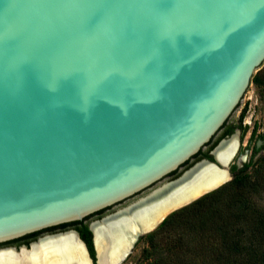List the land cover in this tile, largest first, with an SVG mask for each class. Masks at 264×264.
Wrapping results in <instances>:
<instances>
[{"label": "water", "instance_id": "95a60500", "mask_svg": "<svg viewBox=\"0 0 264 264\" xmlns=\"http://www.w3.org/2000/svg\"><path fill=\"white\" fill-rule=\"evenodd\" d=\"M263 65L264 0H0V245L86 221L100 264L95 222L199 164L229 177L127 258L232 180L224 140L184 167ZM68 232L95 264L73 229L0 250Z\"/></svg>", "mask_w": 264, "mask_h": 264}, {"label": "bare ground", "instance_id": "6f19581e", "mask_svg": "<svg viewBox=\"0 0 264 264\" xmlns=\"http://www.w3.org/2000/svg\"><path fill=\"white\" fill-rule=\"evenodd\" d=\"M239 137L236 133L217 148L215 155L220 163L234 161L240 149ZM244 160L245 158L241 159ZM227 180L229 177L224 172L202 163L181 181L158 189L147 198L102 222H95L93 232L100 264L119 263L129 253L138 234L151 230L171 211ZM30 248L29 251L22 249L19 253L13 249L0 250V264H89L74 232L42 238Z\"/></svg>", "mask_w": 264, "mask_h": 264}, {"label": "trees", "instance_id": "16d2710c", "mask_svg": "<svg viewBox=\"0 0 264 264\" xmlns=\"http://www.w3.org/2000/svg\"><path fill=\"white\" fill-rule=\"evenodd\" d=\"M262 76L258 73L253 81L258 85L262 84ZM244 117L245 113L241 116V122ZM233 131L234 128L230 127V134ZM201 154L202 151L196 157ZM205 157L213 161L210 154H206ZM262 162L255 171V179L244 174L249 165L241 169L233 165L231 171L234 178L230 183L172 213L158 229L147 235L146 239L154 242L166 236L170 237L167 234L173 232V234L177 233V239L185 240V245L187 241L195 238L203 240V246L207 243L203 247L202 254L210 259L211 264H264V209L253 200L251 195L255 188L264 183V159ZM229 190L233 191L234 196L226 200L227 206L232 208L231 216L226 218L224 208L220 206L219 201ZM211 222H214L215 226H212ZM66 226L69 225L62 227ZM78 231L87 243L96 264L91 231L88 226Z\"/></svg>", "mask_w": 264, "mask_h": 264}, {"label": "rangeland", "instance_id": "374dc122", "mask_svg": "<svg viewBox=\"0 0 264 264\" xmlns=\"http://www.w3.org/2000/svg\"><path fill=\"white\" fill-rule=\"evenodd\" d=\"M258 73L263 75L262 84L258 85L253 81V78L250 88L244 95L232 117L227 121L228 125L226 126V128L233 127L234 131L238 130L240 132V149L230 166L236 165L241 169L245 165H249V168L244 174L250 175L253 179H255V171L263 163L262 160L264 159V65L257 74ZM244 113L245 117L241 122L240 119ZM220 134L221 133L216 136L217 139ZM211 143L202 150V153L209 152L208 149ZM242 158H245V160L241 161ZM197 160H199V157H195L194 161L185 165L184 168L189 167ZM176 174L177 173L171 175L169 178H173ZM232 175L234 178L233 173ZM232 195L233 191L229 190L219 201L220 206L224 208L223 211L226 218H229L232 213V208L228 207L226 204V200ZM251 195L253 200L264 209V183L259 185L258 188H255ZM211 225L215 226L214 222H211ZM68 228L72 229L74 227L70 226ZM45 234L48 233H43L40 236ZM149 234L139 239L123 264H211L210 259L202 254L203 247L207 245V243L203 246V240L199 238H195L192 241L189 240L185 245V240L177 239V233L173 234L172 232V234H167L170 235V237L166 236V238L155 240L154 242L146 239V236Z\"/></svg>", "mask_w": 264, "mask_h": 264}, {"label": "flooded vegetation", "instance_id": "af4514ba", "mask_svg": "<svg viewBox=\"0 0 264 264\" xmlns=\"http://www.w3.org/2000/svg\"><path fill=\"white\" fill-rule=\"evenodd\" d=\"M228 124L226 123L225 125H224V127L220 130L221 132H219V133H221L220 134V136H219V138L217 139L216 138V136L219 134H217L216 136H215V140H213V142L211 143V146H210V148L208 149L209 150V152L208 153H202L200 156H199V160H202V159H205L206 157V154H210L211 153V151L213 150V148L216 146V145H218L222 140H225V139H230L235 133H238L239 131L238 130H235V131H233L231 134H230V132H229V128H226V126H227ZM223 130V131H222ZM240 135V134H239ZM216 144V145H215ZM241 145V144H240ZM198 161V160H197ZM106 212H102V213H100V214H98V215H95V217L96 218H101L102 217V215L104 216V214H105ZM94 217V218H95ZM70 226H72V227H74V228H72L73 230H76V231H78V229H80V228H84L85 226H88V228H89V223L88 222H83L82 224H78V225H69V226H66V227H57V228H53V229H49V230H45V231H43V232H40V233H38L37 235H35V236H27V237H25V238H23V239H21V240H18V241H14V242H11V243H8V244H4V245H0V249L1 248H5V247H17V248H19L20 246H23V245H26V246H30V244L32 243V242H34V241H37L40 237H42V236H40L41 234H43V233H48V234H54V233H58V232H61V231H67V230H70L68 227H70ZM90 230V229H89ZM79 232V231H78ZM45 235H47V234H45ZM40 236V237H39ZM44 236V235H43ZM86 243V242H85ZM86 245H87V243H86ZM88 246V245H87Z\"/></svg>", "mask_w": 264, "mask_h": 264}]
</instances>
